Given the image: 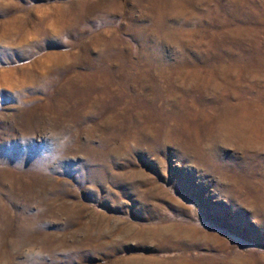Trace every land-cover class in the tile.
<instances>
[{
  "label": "rangeland",
  "instance_id": "obj_1",
  "mask_svg": "<svg viewBox=\"0 0 264 264\" xmlns=\"http://www.w3.org/2000/svg\"><path fill=\"white\" fill-rule=\"evenodd\" d=\"M0 264H264V0H0Z\"/></svg>",
  "mask_w": 264,
  "mask_h": 264
}]
</instances>
